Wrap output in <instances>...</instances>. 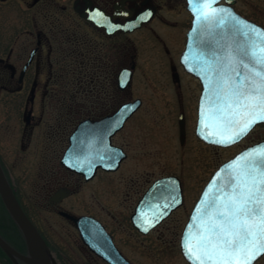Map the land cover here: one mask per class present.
I'll use <instances>...</instances> for the list:
<instances>
[{"label":"flooded vegetation","instance_id":"obj_1","mask_svg":"<svg viewBox=\"0 0 264 264\" xmlns=\"http://www.w3.org/2000/svg\"><path fill=\"white\" fill-rule=\"evenodd\" d=\"M185 12L190 23L181 49L178 28L185 21L173 20L170 15L181 16ZM192 20L187 0H0V106L7 122L0 130V136L5 135L11 140L18 138L20 149L25 153L43 137L48 142L34 189L36 200L31 199L29 203L23 200L18 181L1 154L0 165L21 208L45 241L52 264H114L107 259L108 256L113 259L111 255L119 258L121 263L125 260L127 264H154L156 232L184 208V181L178 175L155 179L134 207H103L89 202L99 198L95 187L98 177L117 173L129 160L128 147L118 144L116 139L144 105L141 98L131 96L140 63V51L131 36L144 32L159 43V56L170 69L168 85L177 100L182 146L188 133L185 100L190 80L200 86L194 129L200 142L217 149L236 148L228 161L244 149L264 141L263 134L257 135L258 130L264 128V122L229 148L206 144L197 137L202 86L181 64ZM155 23L165 27H158L164 35L158 32ZM91 31L96 39L91 37ZM173 32L174 37L180 33L178 40L174 39ZM125 70L132 71V80L122 89L120 75ZM135 100H141V107L111 138L112 145L126 154L116 171L99 168L88 179L63 165L70 137L82 121H103ZM181 116L185 119L184 144L181 142ZM12 120L16 121L14 126L10 124ZM172 176L181 181L183 205L157 226L142 219L150 221L155 214L154 208L143 211L140 222L150 228L141 230L134 221L140 200L156 181ZM78 195H82L84 206L68 203ZM194 206L187 212L180 231H171L174 235L178 233L180 250ZM0 237L19 254L30 255L25 235L1 194ZM171 242L164 240L163 243ZM15 258L17 264H27L17 256ZM120 261L115 262L119 264ZM0 264H16L1 245Z\"/></svg>","mask_w":264,"mask_h":264},{"label":"snow or ice","instance_id":"obj_2","mask_svg":"<svg viewBox=\"0 0 264 264\" xmlns=\"http://www.w3.org/2000/svg\"><path fill=\"white\" fill-rule=\"evenodd\" d=\"M190 6L196 39L189 48L192 60L185 62L207 88L201 135L231 145L264 121V28L219 6V0H190ZM76 160L74 166L81 167ZM92 163L87 160L89 169ZM158 188L159 203L150 205L155 214L150 221L142 217L149 224L177 202L172 185ZM184 247L193 264H254L264 254V144L220 169L196 209Z\"/></svg>","mask_w":264,"mask_h":264},{"label":"rangeland","instance_id":"obj_3","mask_svg":"<svg viewBox=\"0 0 264 264\" xmlns=\"http://www.w3.org/2000/svg\"><path fill=\"white\" fill-rule=\"evenodd\" d=\"M235 9L244 17L264 27V0H237ZM176 14L170 15V18L185 21L178 28L181 32L180 48L182 49L190 17L186 12L181 16ZM155 27L161 35H164L163 30H159L158 27H165L158 23H155ZM91 33V37L96 39L94 33L92 31ZM172 35L174 37V32ZM179 36L180 33L174 39L178 40ZM131 39L140 51V63L131 96L134 99L141 98L144 105L130 119L127 127L116 139L118 144L128 147L129 160L117 173L98 177L95 187H97L99 198L98 200L92 198L89 202L103 207H134L143 191L155 179L169 175L180 176L184 181L185 205L163 225L161 231L156 232L154 264H187L177 240L178 233L174 235L171 231H180L187 212L195 205L213 173L237 149L209 147L194 135L200 86L192 80L188 82L189 88L185 100L188 122L187 140L183 146L180 144L177 100L168 85L170 69L159 56V43L144 32L131 36ZM6 123L5 111L0 106V130ZM10 124L14 126L16 121L12 120ZM259 134L264 136V128L258 130L257 135ZM17 140L16 137L11 140L5 135L0 136V154L7 160V166L18 181L23 200L29 203L31 199L36 200L34 189L48 142L43 137L25 153L20 149L19 140L18 142ZM68 203L84 206V199L82 195H78ZM115 213L118 212L115 211ZM164 240H172V242L166 244L163 243ZM256 264H264V257Z\"/></svg>","mask_w":264,"mask_h":264},{"label":"water","instance_id":"obj_4","mask_svg":"<svg viewBox=\"0 0 264 264\" xmlns=\"http://www.w3.org/2000/svg\"><path fill=\"white\" fill-rule=\"evenodd\" d=\"M236 2H237L236 0H219V6L230 7L236 12L234 8V5L236 4ZM187 4H188V10L193 16V23H192V28L190 29L188 33L187 45L181 57V63L183 64L187 72H189L190 74H192L193 76H195L196 78L200 80L203 86V91H202L200 102H199V114H198V123H197L196 133L200 139H202L204 142L208 144L221 146V147H229V146L235 145L238 142H240L245 136L231 145H220V144L210 142L209 140H206L204 136L201 135L202 108H204V97L207 93V88H206V84L204 81V77L200 74V72L193 71L192 68L189 67V65L185 62L186 58H188L189 60H192V56H189V48L190 46L193 45V42L196 39V37L193 34V30L196 28V25L194 23L195 17H194L193 11L191 10L190 0H187ZM237 14L240 17L247 19L243 17L242 15H240L239 13ZM250 22L255 23L253 21H250ZM255 24L258 25L257 23ZM194 55H195V52H193V56ZM121 78H123V83H120V87L122 89H125L131 83L132 71H127V70L123 71L120 75V82H121ZM141 104H142L141 100H136L134 102L125 104L114 116L108 117L107 119H104L103 121L96 122V123H93L91 121H83L82 123H80L76 131L70 137V146L67 149L64 155V158L62 160L63 165H65L70 170L86 175L88 179L92 178L95 175L97 169L99 168H102L107 171H116L120 167L121 162L124 160L126 154L120 148L112 145L111 138L116 132H118L120 129L123 128L126 121L138 110ZM114 122L118 126H113ZM262 122L264 121L257 122L256 125ZM180 127H181V142L184 144L185 136H186L184 116H181ZM205 129H207L206 119H205ZM260 144H264V141L257 143L253 146H250L247 149L258 146ZM247 149H245L244 151H246ZM244 151L240 152L237 156H239ZM101 155L104 156V159L99 158V156ZM237 156H235L233 159L223 164L216 171L214 176L211 178L210 182L204 188L200 196V199L191 214L190 220L185 227V230L183 232L182 242H181V249H182V253L185 259L190 264H193V262L187 255L185 247H184L185 234L189 229V225L193 223V217L196 214V209L200 205V202L203 199L204 193L208 190L209 185L213 182L214 178L216 177L220 169L225 168ZM76 157L80 158L79 163L82 165L81 167L74 166V164L77 163ZM89 159L93 161L91 165V169H89V166L87 164V160ZM172 182H175V183L172 184ZM162 184H168L174 187L175 197H176L177 202L174 204V206L166 208L163 211V215L155 222L154 226H157L158 223H160L162 220L167 218L173 210L183 205V202H184L183 189H182L181 181L179 180V178L172 176V177H167V178H163V179L156 181V183L148 189V191L144 194V196L140 200L137 206L135 217H134V221L136 225L143 231H147L150 227L146 226L142 222L138 223V221H140L141 219V213H142L141 210L143 209L144 212H148V209L151 208L150 205L154 203H159V201L155 200L154 197H157L159 195V192L161 191V189H159L158 186ZM0 194H1V197L5 205L8 207L13 218L18 223V225L20 226V228L22 229L25 235V238H26V241L29 247L30 255L23 256L19 254L16 250L13 249V247L7 244L1 237H0V245L12 257L13 261L16 264H17V260L15 258L16 256L20 258L21 260H23L24 262H26L27 264H52L49 259L48 253H47V246H46L45 241L43 240L40 233L37 231L35 226L32 224V222L29 220V218L27 217V215L24 213L23 209L21 208L16 196L13 193L11 186L9 185L6 179V176L3 172L1 165H0ZM146 228L147 230H145ZM193 232H195V228H193ZM83 235L86 236V233L83 232ZM263 255L264 254H261L254 261V264ZM108 257L107 259L113 262L114 264H117L115 261H120L119 258H116L115 256H112V255L110 256V257H113V259H109ZM122 263L127 264L125 260H123ZM122 263L120 261L119 264H122Z\"/></svg>","mask_w":264,"mask_h":264},{"label":"trees","instance_id":"obj_5","mask_svg":"<svg viewBox=\"0 0 264 264\" xmlns=\"http://www.w3.org/2000/svg\"><path fill=\"white\" fill-rule=\"evenodd\" d=\"M79 118H82V117H79Z\"/></svg>","mask_w":264,"mask_h":264}]
</instances>
